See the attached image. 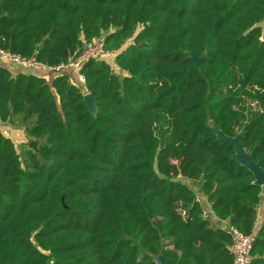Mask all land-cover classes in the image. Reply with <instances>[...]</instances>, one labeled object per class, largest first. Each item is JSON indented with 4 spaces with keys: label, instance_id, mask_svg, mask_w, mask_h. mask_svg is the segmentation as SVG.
Wrapping results in <instances>:
<instances>
[{
    "label": "trees",
    "instance_id": "1",
    "mask_svg": "<svg viewBox=\"0 0 264 264\" xmlns=\"http://www.w3.org/2000/svg\"><path fill=\"white\" fill-rule=\"evenodd\" d=\"M93 40L115 56L84 83L0 62V121L39 143L24 166L0 130V264H233L228 227L264 264L263 188L210 128L264 170V0H0L12 54L57 67Z\"/></svg>",
    "mask_w": 264,
    "mask_h": 264
},
{
    "label": "built area",
    "instance_id": "2",
    "mask_svg": "<svg viewBox=\"0 0 264 264\" xmlns=\"http://www.w3.org/2000/svg\"><path fill=\"white\" fill-rule=\"evenodd\" d=\"M115 56L114 52L106 50L102 40H93L87 44L84 51L75 59H71L67 64L57 67H46L36 61L35 58L25 59L0 47V61L6 64L15 65L25 72H38L46 70L53 74H77L81 83L85 82L84 76L80 74V69L91 60H109ZM264 194V187H263ZM231 236L230 252L233 255V264H253V237L241 233L237 229L227 228Z\"/></svg>",
    "mask_w": 264,
    "mask_h": 264
},
{
    "label": "water",
    "instance_id": "3",
    "mask_svg": "<svg viewBox=\"0 0 264 264\" xmlns=\"http://www.w3.org/2000/svg\"><path fill=\"white\" fill-rule=\"evenodd\" d=\"M107 34H105L106 36ZM189 56L196 62L201 63L205 57H202L201 59H198L194 54H189ZM84 102L87 104L89 111L96 116L97 111L93 113L91 111V107L95 105V100L91 97L90 94L85 95ZM97 109V108H96ZM210 128L216 133V135L219 138V141L227 145L230 148H233L236 151L235 159L245 168L249 169L255 178V184L264 187V170L260 167L258 163H255L254 156H255V150L253 149L251 153H247L241 143L239 142L240 138L243 136L244 132L242 131L240 134H238L236 137H227L225 136L222 131H220L213 123L210 124ZM38 143V142H37ZM33 143L34 149L37 151V147L39 143ZM164 248H162L161 254L159 256H155L154 260L156 261V264H167L164 260ZM156 257L160 258V261L156 260Z\"/></svg>",
    "mask_w": 264,
    "mask_h": 264
},
{
    "label": "rangeland",
    "instance_id": "4",
    "mask_svg": "<svg viewBox=\"0 0 264 264\" xmlns=\"http://www.w3.org/2000/svg\"><path fill=\"white\" fill-rule=\"evenodd\" d=\"M109 61L113 63V58L109 59ZM2 130L3 132H5V135L11 138L14 142L19 157L23 165L25 166L27 162L26 151L28 149L36 150L34 149L33 143H37V141L29 139L26 134L25 127L20 125L5 124L4 126H2Z\"/></svg>",
    "mask_w": 264,
    "mask_h": 264
},
{
    "label": "crops",
    "instance_id": "5",
    "mask_svg": "<svg viewBox=\"0 0 264 264\" xmlns=\"http://www.w3.org/2000/svg\"><path fill=\"white\" fill-rule=\"evenodd\" d=\"M1 62V61H0ZM3 63V62H2ZM6 64V63H5ZM6 65H8V68H9V70L11 71V72H13L14 74L15 73H18L19 71H22L20 68H18L17 66H15V65H10V64H6ZM25 72V71H24ZM29 73H43V74H45V73H48V71H46V70H40V71H38V72H29ZM76 75L77 74H74L73 73V79H75L76 78ZM49 79V81H52V79H53V77H51V78H48ZM5 124L4 123H2L1 121H0V130L3 132V130H2V126H4ZM4 134H5V132H3ZM200 200L202 201V203H203V205L205 206V209H206V212H207V214H208V216H210V217H212V214H211V206L207 203V201L204 199V198H202V197H200ZM213 218V217H212ZM214 219V218H213ZM214 222H213V224H214V226H216V227H218V226H220V221H218L217 219H214L213 220ZM258 221H259V224H261L263 221H264V197H263V202H262V204H261V206H260V208H259V212H258ZM225 225V227L227 226V224L225 223H223V226Z\"/></svg>",
    "mask_w": 264,
    "mask_h": 264
},
{
    "label": "bare ground",
    "instance_id": "6",
    "mask_svg": "<svg viewBox=\"0 0 264 264\" xmlns=\"http://www.w3.org/2000/svg\"><path fill=\"white\" fill-rule=\"evenodd\" d=\"M91 111H92L93 113H95V112L97 111V109H96V107H95L94 105L91 107ZM156 260H157V261H160V258H159V257H156Z\"/></svg>",
    "mask_w": 264,
    "mask_h": 264
}]
</instances>
